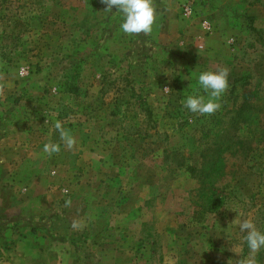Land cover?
Listing matches in <instances>:
<instances>
[{"label": "rangeland", "instance_id": "374dc122", "mask_svg": "<svg viewBox=\"0 0 264 264\" xmlns=\"http://www.w3.org/2000/svg\"><path fill=\"white\" fill-rule=\"evenodd\" d=\"M153 5L152 33L129 36L101 0H0V111L22 105L31 136L60 145L30 182L54 213L55 261L264 264L239 228L264 233V0ZM223 68L220 109L184 108ZM201 173L218 179L205 195Z\"/></svg>", "mask_w": 264, "mask_h": 264}, {"label": "crops", "instance_id": "0c3cea01", "mask_svg": "<svg viewBox=\"0 0 264 264\" xmlns=\"http://www.w3.org/2000/svg\"><path fill=\"white\" fill-rule=\"evenodd\" d=\"M207 41L211 46L217 43L215 36ZM16 111H0V264H60L53 254L61 239L53 231L51 204L41 203L45 205L41 211L33 196L35 182L30 183L32 177L46 172L45 167L37 168L40 155L47 164L44 142L31 136L33 126Z\"/></svg>", "mask_w": 264, "mask_h": 264}, {"label": "clouds", "instance_id": "9594fccd", "mask_svg": "<svg viewBox=\"0 0 264 264\" xmlns=\"http://www.w3.org/2000/svg\"><path fill=\"white\" fill-rule=\"evenodd\" d=\"M106 5L104 12L111 13L115 7L118 12L123 15V22L120 25L122 32L126 35H149L153 31L156 22V9L153 0H101ZM229 71L227 68L218 71H204L199 74L197 82L208 98L203 95H191L182 101L184 108L198 115L211 116L215 114L221 107L219 100L229 87ZM166 91L170 90L165 88ZM55 129L60 133V139L65 146L71 149L75 144V138L70 131L62 126L57 120L54 125ZM43 151L51 156L53 153L60 151V145L54 143H46ZM67 191V190H65ZM71 205V200L65 202V206ZM76 226L75 223L73 225ZM241 232H246L245 241L251 252H258L264 248V233L258 231L254 223L245 219L239 224ZM241 264H250V262L241 261Z\"/></svg>", "mask_w": 264, "mask_h": 264}, {"label": "trees", "instance_id": "16d2710c", "mask_svg": "<svg viewBox=\"0 0 264 264\" xmlns=\"http://www.w3.org/2000/svg\"><path fill=\"white\" fill-rule=\"evenodd\" d=\"M15 34L18 35L19 32H15ZM238 112H240L239 114H242V110H238ZM250 132H251V130L249 129V133ZM196 178L199 180V182H201V185H202V193L204 195L205 194H208V190L211 189V188H213L214 183L217 182V180H218L215 177H214V180H211L210 175L208 173H201L200 175L196 176Z\"/></svg>", "mask_w": 264, "mask_h": 264}, {"label": "built area", "instance_id": "2783aa9c", "mask_svg": "<svg viewBox=\"0 0 264 264\" xmlns=\"http://www.w3.org/2000/svg\"><path fill=\"white\" fill-rule=\"evenodd\" d=\"M185 13H187L188 15H191V10L189 8H185ZM203 28L205 29V31L207 33H209L211 31V26H210V23L207 22V21H203V24H202ZM23 73V71L21 72V74Z\"/></svg>", "mask_w": 264, "mask_h": 264}]
</instances>
